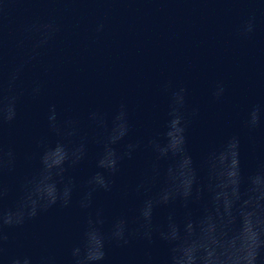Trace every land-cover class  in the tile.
I'll return each mask as SVG.
<instances>
[{
  "label": "water",
  "instance_id": "water-1",
  "mask_svg": "<svg viewBox=\"0 0 264 264\" xmlns=\"http://www.w3.org/2000/svg\"><path fill=\"white\" fill-rule=\"evenodd\" d=\"M249 19H254L255 29L244 35ZM52 21L57 30L46 44L35 47L41 34L24 29ZM24 61L17 81L24 91L17 119L0 123V149L12 148L16 154L15 171L0 172V182L10 188L35 169L36 160L29 156L39 151L36 140L46 135L50 142L56 139L46 127L50 103L57 104L60 120H79L82 132L89 134L91 112L101 113L111 125L123 106L132 138L147 137L163 130L172 93L181 87L186 89L184 112L192 120L193 154L205 142L219 144L238 134L246 170L255 167L257 157L264 159V125L252 132L245 127L250 110L264 108L261 0H0V100L8 74ZM36 82L42 93L33 99ZM219 83L225 92L216 99ZM194 109L198 114L193 118ZM98 151L93 146L92 155ZM145 159L141 152L122 164L117 188L134 182ZM93 165L90 159L77 175L83 178ZM12 199L10 193L0 208L11 206ZM96 202L106 205L108 216L124 210L131 214L135 206L134 199L121 201L115 194L100 193ZM87 217L74 202L68 209L56 208L22 227L6 229L9 239L0 255L9 260L31 256L35 264L42 258L48 264H73L71 250L82 244ZM248 226L238 205L229 236L239 244ZM152 247L163 259L165 245L157 241ZM145 251L143 242L126 248L110 245L108 261L144 264Z\"/></svg>",
  "mask_w": 264,
  "mask_h": 264
},
{
  "label": "clouds",
  "instance_id": "clouds-1",
  "mask_svg": "<svg viewBox=\"0 0 264 264\" xmlns=\"http://www.w3.org/2000/svg\"><path fill=\"white\" fill-rule=\"evenodd\" d=\"M254 29V19H249L243 34ZM56 30L54 21L24 29L41 34L35 47L46 44ZM27 62L17 64L8 74L6 94L0 100V123L17 119V106L24 95L17 81ZM185 92L181 87L172 93L161 132L136 138H132L133 128L123 106L111 125L101 113L91 112L89 134L82 132L79 120H60L57 104L50 103L46 127L55 141L50 142L47 135L38 138L39 151L29 156L36 160L35 169L12 188L0 182V203L13 194L11 206L0 208V254L9 239L6 229L22 227L75 202L88 217L82 244L71 250L73 264H109L110 245L126 248L134 241L146 246L144 264H264V159L257 157L255 167L246 170L238 134L226 136L219 144L205 142L201 151L193 154L189 147L192 120L184 112ZM224 92V85L219 83L213 95L219 99ZM41 93L40 83H34L32 98ZM197 114L194 109L191 116ZM262 125L264 108L254 106L245 127L252 132ZM93 146L99 149L95 156ZM141 152L146 159L134 182L117 188L115 178L122 164ZM90 159L93 169L80 178L78 171ZM15 162L12 148L0 149V172L13 173ZM100 193L115 194L121 201L134 199L131 214L124 210L108 216L106 205H97ZM238 205L249 224L239 244L229 236L233 210ZM157 241L165 245L163 259L152 247ZM0 264L35 262L31 256L9 260L0 255ZM41 264H48L47 258H42Z\"/></svg>",
  "mask_w": 264,
  "mask_h": 264
}]
</instances>
